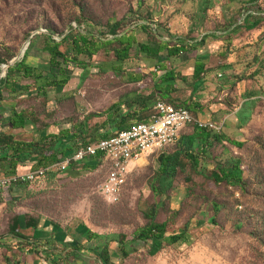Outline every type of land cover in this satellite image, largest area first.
Here are the masks:
<instances>
[{"label": "rangeland", "instance_id": "obj_1", "mask_svg": "<svg viewBox=\"0 0 264 264\" xmlns=\"http://www.w3.org/2000/svg\"><path fill=\"white\" fill-rule=\"evenodd\" d=\"M250 12L253 17L245 20ZM119 23L122 33L136 28L130 60H117L113 50L119 44L103 47L93 58L82 55L88 66L69 62L65 68L70 82L48 87L46 94L35 89L33 78H22L17 93L3 90L0 131L11 130L7 121L15 109L34 114L35 124L28 120L29 134L23 132V139L67 129L85 132L77 145L83 138L85 143L101 139L117 130L109 123L102 128L107 116L98 115L112 105L130 114L128 125L150 114L137 104L138 97L150 94L164 66L177 77L173 104L188 106L196 119L220 126L214 132L238 144L213 143L196 169L182 157L168 181L157 177L158 157L179 147L173 144L145 155L132 167L116 203L101 193L109 173L105 162L93 169L78 163L0 191V264H102L95 250L107 243L117 264H264V245L252 235L264 212V0H0V55L13 54L0 66V77L29 47L33 66L45 75L57 71L50 68L43 49L47 33L60 41L79 24L84 31L108 34ZM143 25L154 35L145 33ZM150 40L171 46L181 40L188 47L174 57L161 51L149 58L137 44ZM198 60L204 71L196 80L192 73ZM28 85L30 89L22 88ZM194 129L189 125L180 136ZM72 140L64 138L62 144ZM197 145L195 141L193 147ZM181 147L189 145L184 141ZM237 159L242 161L245 191L211 177L218 164L229 167ZM150 211L155 222L167 224L166 236L184 230L188 239L176 244L132 242ZM16 217L24 237L10 233ZM89 232L99 237L86 243L87 250L77 259L72 251L85 244ZM121 237L129 242V256L119 246ZM46 251L60 259L51 260Z\"/></svg>", "mask_w": 264, "mask_h": 264}, {"label": "trees", "instance_id": "obj_2", "mask_svg": "<svg viewBox=\"0 0 264 264\" xmlns=\"http://www.w3.org/2000/svg\"><path fill=\"white\" fill-rule=\"evenodd\" d=\"M249 17H253L252 12H250L249 15L246 16L245 20H247ZM121 25L122 23L116 24L110 27L108 34H101V32L94 33L91 31H84L85 29L82 30V25L79 24L78 29H71L72 32L66 35H62L60 41H57V39L54 38L51 33H47L45 35L46 37L43 40V49L50 56V68L56 69L57 71H53L51 73H48V75H45L39 66H33V64L28 61V56L30 52L29 47L21 59H18L12 64H9L5 76L0 77V102L3 100V90L7 89L12 94L17 93L18 86H20L19 83L22 78H33L35 80V89L44 94H46L48 87L65 86L70 82L72 78V76L67 73V69L65 68V66L69 62L85 68L88 66V64L81 59L82 55L93 58L103 47L109 45H120L119 48H115L113 50L119 62H125L130 60L129 53L135 43V39L133 36L135 34L136 28L129 29L127 33H122L120 32ZM255 26V23L252 24L250 29H253ZM141 28L149 36L154 35L153 30L149 26L143 25L141 26ZM110 36H112V38H110ZM151 41L152 40H150V42L148 43L137 44V47L139 48L141 53L148 56L149 58L158 57L161 51H165L168 57H174L181 52L187 51L188 47L187 44H185L181 40H177L176 43L172 46L169 45L168 42L164 41H154L152 43ZM64 45L67 47L66 50L61 49V47ZM5 50L8 53L10 52L9 47H5ZM71 54H73V57L70 56ZM12 58V53H9L8 55L4 56L0 55V66L3 63L8 64ZM161 68L164 70V73L158 78V81L154 83V88L153 90H151L150 94L145 97L139 96V101L136 98V101H138V103L133 102L134 104L132 103L129 106V110L137 103L140 108H142V111L146 109L149 111V113H151L152 109L147 107V102L152 101L155 103L158 100L169 103L175 107H182L174 105L173 103L176 102L171 96L172 93L176 90L175 80L177 77L174 70L166 69L164 66H161ZM203 71V64L198 60L193 68V78L196 80L201 79L200 75L203 73ZM29 87V85L22 86V88L25 89ZM183 108H186L187 110L190 109L188 106ZM133 111L135 113H138V110ZM125 113L126 112L122 111L121 105L114 104L105 112L98 114L101 116H107V121L103 124L102 128L106 127L108 123L111 124L114 129L117 128L115 132H110V134L103 135V138L109 137L121 130L127 129L134 123L133 122L132 124L128 125L127 119L130 114ZM33 115V113H29L28 111L18 112L15 109H12L11 115L7 121L10 124L12 131L0 132V171L2 172L3 176L16 174L17 166L26 162L27 160L32 159V157H36L37 159L35 167H32V169L36 170L39 168H46L58 162H62L66 158H71L78 148L82 146H87L88 144L97 140L95 139L93 141L85 143L82 142L84 141L83 138L79 146L77 145V138H79L80 136H85V132H73L70 129L61 130L57 134H41L36 140L32 139L28 141L19 138L17 134L13 131L25 129L28 124V120L35 124V119H33ZM148 116L149 114H147L146 118ZM140 120L143 121L144 119L141 118ZM194 128V132L191 135L182 137L179 135L177 143L175 144L179 147L177 150H175L169 155H159V167L157 177L160 178V180H169L171 174L174 172V169H178L181 165L182 157L186 159L193 168L196 169V167H198L200 163L203 164L205 159L208 158V148L211 147L213 143L227 141L234 145L238 144L237 142L231 140L225 135L216 134L211 129L199 128L197 126H194ZM36 132L43 133V130L37 129ZM70 136L73 140L68 144H62V139L68 138ZM184 141L187 142V144L189 145V147H187L186 149L181 147ZM195 141L198 142V145L196 147H193ZM69 149L71 151L70 153H68ZM100 162L102 161L101 156L99 155L94 158H88L80 164H84L87 168L93 169L94 167L99 165ZM75 164L78 163L73 161L71 162L70 166L73 167ZM49 174L55 173L50 172L47 175ZM211 177L217 183L226 182L230 186L239 187L242 191L246 190V181L244 179V171L242 169V161L240 159L235 160L233 164L229 167L223 164H218V167L212 171ZM29 183L32 182L20 183L16 185ZM16 185H13L11 187H14ZM11 187L5 190L0 189V191L7 192L8 190H10ZM214 207L216 211H219L220 205L218 203L215 202ZM260 214L261 215L258 216L257 219V226L254 228L252 235H254V237L264 245V212ZM147 217L149 221L134 233V238L132 242L141 241L147 243L150 240L156 239L164 241L167 244H176L180 242H185L188 239V234L184 230L177 234H171L166 236L167 224L165 222H155L153 211H150V213L147 214ZM249 217H254L253 213H251ZM19 227H21V222L19 220V217H16L14 223L9 226L10 233L17 237H24L18 233ZM98 237V234L89 232L85 244H78L74 251H72V255H74L77 259L80 258L82 252L87 250L86 243ZM50 243L51 240L47 241V245H49ZM118 243L124 255L129 256L131 250H126L129 242L126 241L125 237H121V239L118 240ZM99 249L96 248L95 251L97 252V255L102 264H117L112 261L113 256L110 252L108 243ZM51 253L52 252L46 251V254H48L47 257H50L51 260L56 261L57 258L55 256H52L54 254ZM59 259L60 258H58V260Z\"/></svg>", "mask_w": 264, "mask_h": 264}, {"label": "built area", "instance_id": "obj_3", "mask_svg": "<svg viewBox=\"0 0 264 264\" xmlns=\"http://www.w3.org/2000/svg\"><path fill=\"white\" fill-rule=\"evenodd\" d=\"M189 125L218 131L220 126L201 122L183 107H175L163 101H156L152 112L143 121L134 122L129 128L114 135L101 138L78 148L71 158L46 168L29 170L9 176H0V189L13 185L34 182L50 172L67 170L71 162L81 163L88 158L101 156L109 173L100 186L102 195L110 203L120 200L132 167L145 155L161 151L176 142L180 133Z\"/></svg>", "mask_w": 264, "mask_h": 264}, {"label": "crops", "instance_id": "obj_4", "mask_svg": "<svg viewBox=\"0 0 264 264\" xmlns=\"http://www.w3.org/2000/svg\"><path fill=\"white\" fill-rule=\"evenodd\" d=\"M150 92H151V91H149V93H150ZM154 104H155L154 102H147V107L152 109V107L154 106ZM138 117H140V116H138ZM145 118H146V117H145ZM145 118H144V119H145ZM28 131H29V129H28V124H27V126H26L25 129L15 130V131H13V132L16 133L17 136H18L19 138H22L21 135H23V132H27V134H29ZM0 132H1V131H0ZM6 132H11V130H10V131H6ZM180 135H181V134H180ZM22 139H23V138H22ZM24 139H25V138H24ZM25 140L30 141V140H32V138H31V139H25ZM172 145H173V144H172ZM174 146H175V143H174ZM36 162H37L36 157H32V159L27 160L26 162H24V163H22V164H19V165L17 166L16 172H17V173H24V172H27V171H29V170H36V169H32V167H35ZM0 173H2V172L0 171ZM2 175H3V174H2Z\"/></svg>", "mask_w": 264, "mask_h": 264}, {"label": "water", "instance_id": "obj_5", "mask_svg": "<svg viewBox=\"0 0 264 264\" xmlns=\"http://www.w3.org/2000/svg\"><path fill=\"white\" fill-rule=\"evenodd\" d=\"M14 61H16V59Z\"/></svg>", "mask_w": 264, "mask_h": 264}]
</instances>
